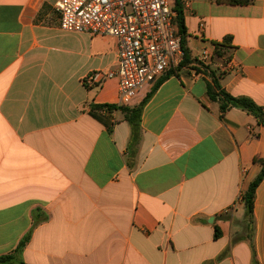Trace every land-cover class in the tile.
I'll return each mask as SVG.
<instances>
[{
    "label": "crops",
    "instance_id": "1",
    "mask_svg": "<svg viewBox=\"0 0 264 264\" xmlns=\"http://www.w3.org/2000/svg\"><path fill=\"white\" fill-rule=\"evenodd\" d=\"M229 1L181 5L187 47L264 113V0ZM116 68L113 37L61 31L49 0H0V256L26 240L24 264H252V243L264 264V179L253 235L238 200L264 127L222 113L210 76L183 67L127 106L144 101L133 130L119 109L92 110L117 106L116 78L82 84Z\"/></svg>",
    "mask_w": 264,
    "mask_h": 264
},
{
    "label": "built area",
    "instance_id": "2",
    "mask_svg": "<svg viewBox=\"0 0 264 264\" xmlns=\"http://www.w3.org/2000/svg\"><path fill=\"white\" fill-rule=\"evenodd\" d=\"M49 1L59 15L61 31L116 40V70L107 74L93 71L84 76L82 84L89 89L116 78L118 107L131 105L144 86L153 84L182 62L174 0ZM180 2L183 9L188 7V0ZM226 67H232V62L228 61ZM238 200L242 201L241 196Z\"/></svg>",
    "mask_w": 264,
    "mask_h": 264
},
{
    "label": "trees",
    "instance_id": "3",
    "mask_svg": "<svg viewBox=\"0 0 264 264\" xmlns=\"http://www.w3.org/2000/svg\"><path fill=\"white\" fill-rule=\"evenodd\" d=\"M251 1L252 0H230L229 2L233 4H249ZM173 9L177 12L176 22L178 25L179 34L181 36L183 59L177 68L168 70L167 73H165L164 77L159 80L156 86L163 79L177 73L178 70L183 67H189L197 73L208 74L211 79V85H209L208 87L209 96L212 100L219 101V108L222 113L232 108L240 109L252 115L258 121V123H260L264 127V113L261 107L257 106L253 101H251L248 98L234 97L231 96L230 94H227L224 90L221 89V86L218 82L219 76L221 75L215 76V74L212 71H210L209 68L205 66L201 61L192 59L190 50L187 47L184 18L179 0H174ZM229 41H230L229 38H225L223 44L215 45V54L217 55V57L220 58L225 57L223 49H226ZM156 86H154V89L156 88ZM143 105H144V101L139 106L132 109H128L127 107H123V106L121 107L92 106V110L113 111L115 109H119L122 113H124L125 120L131 125L132 129L134 130L138 126ZM107 127L109 128V125H107ZM254 162L259 163L261 165V171L258 174V176L254 179V181L250 183L247 190L242 195L247 229L251 235H253V206H254L255 190L259 185V183L264 179V157L261 159L256 158L254 159ZM217 236H218V231L215 230V237ZM25 242L26 240L20 242L18 247L12 253L0 256V264H24L21 262L19 256ZM250 247L252 251V264H257L256 252L252 243Z\"/></svg>",
    "mask_w": 264,
    "mask_h": 264
}]
</instances>
